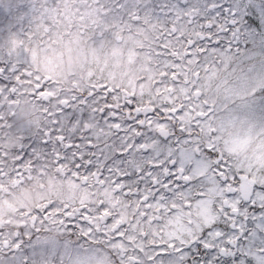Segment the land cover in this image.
<instances>
[{
	"label": "snow or ice",
	"instance_id": "snow-or-ice-1",
	"mask_svg": "<svg viewBox=\"0 0 264 264\" xmlns=\"http://www.w3.org/2000/svg\"><path fill=\"white\" fill-rule=\"evenodd\" d=\"M92 3L151 30L148 72L67 90L29 71L23 38L0 50V132L22 103L37 115L10 168L0 144V188L69 190L0 227V264H264V0ZM104 27L74 15L59 39Z\"/></svg>",
	"mask_w": 264,
	"mask_h": 264
},
{
	"label": "trees",
	"instance_id": "trees-1",
	"mask_svg": "<svg viewBox=\"0 0 264 264\" xmlns=\"http://www.w3.org/2000/svg\"><path fill=\"white\" fill-rule=\"evenodd\" d=\"M72 7L74 9L77 8L74 6L73 0H0V19H7V25L0 28V50L6 51L13 41L23 38L28 48V68L31 69V73L34 76H51L55 79L58 87L63 84L64 79L70 80L68 75L74 79L75 76L67 70V61L71 59L77 65L79 62L87 64V61H78L77 55L80 52L78 51V47H81L79 44L83 45L84 50L80 49L81 54L87 53L88 44L92 41L94 31L89 32L86 37L72 44H66L59 39V34L63 33L66 27H68L65 25L67 18L70 20L73 18ZM78 15L81 14L79 13ZM117 21L112 20L110 27L118 34L121 32L122 37L130 36L136 39L137 42L134 44L133 49L140 58H144L151 44V30L144 29L143 31H137L133 27L120 31V22L118 19ZM21 24L24 25L25 31L32 34L30 39L21 37L17 33L16 29ZM121 39L120 37L115 39V41L113 39L108 40L107 45L112 46L114 43H119L120 46H124L126 50H129L130 41ZM108 54H112L108 48L106 51L104 50L98 54L95 59L97 62L94 63L96 70H99L105 56ZM60 60L64 61L63 65H56ZM82 66L83 64L78 65L79 68ZM86 69L83 68L82 72ZM76 76H79V74H76ZM142 76H145L144 73ZM26 89L27 91H31L30 87H26ZM27 106L29 109L33 108L30 103H27ZM25 107L24 105V109ZM30 114L31 112L29 114L23 113L24 117H28V119L31 117L32 121L24 119L21 116L18 119L17 116L15 118L12 117L10 126L3 132H0V144L4 146L7 152L5 167L10 168L14 165L13 157L15 150L20 146L24 137L29 132L36 131L37 115L34 111H32V115ZM12 122L16 124L26 123L28 127L21 130L20 128H16ZM11 135H17V137L12 139ZM27 188H31V190ZM66 190H68L66 184L54 174H35L32 179L25 180L19 185L9 183L7 188L0 189V220H4L2 215L4 217H7V214L12 216L17 211L24 212L23 215L26 217L43 200L66 197L69 194ZM30 197H33V200ZM10 219L14 220L13 217ZM4 221L6 222L7 220Z\"/></svg>",
	"mask_w": 264,
	"mask_h": 264
},
{
	"label": "rangeland",
	"instance_id": "rangeland-1",
	"mask_svg": "<svg viewBox=\"0 0 264 264\" xmlns=\"http://www.w3.org/2000/svg\"><path fill=\"white\" fill-rule=\"evenodd\" d=\"M73 4L77 8L74 9L72 7V16L78 15L80 13L86 17H90L92 19L97 20L99 24L106 27H104L103 31L97 29L93 32L94 36L90 44H88L89 47L87 53L81 54L82 52L80 49L84 50V47L83 45L79 44V46L81 47H78V51L80 52H78L79 55H77V59L78 61H87V64L82 63L83 66L79 68L78 65H82L80 62L77 65L71 59L68 60L67 70L69 73L75 76V78L73 79L71 78V76L68 75V77H70V80L67 78L64 79L63 84L59 88L71 90L76 86L86 87L90 82L89 74L91 73L93 77H96L97 79L106 82L113 87H118L122 91L130 89L133 85L136 84V82L139 79L143 78L142 76L143 73L144 75H146L148 72L147 66L144 63V58H140L137 52L133 49L134 48L133 46L137 42V40L130 36L122 37L121 32L119 34L115 32V30H113L110 27V22L112 20L118 22L117 18L114 17L109 12H104L103 10L97 11L96 5L92 3V0H73ZM17 16L19 15L17 14ZM68 20L70 19L67 18L65 24L66 26H68L69 24ZM120 37L122 38L121 40L130 41L129 50H126V47L124 48V46H120L119 43H114L112 46L107 45L108 40L113 39V41H115V39ZM107 48L112 52V54L106 55L103 64L99 67V70H96V68L94 67V63L97 61L95 59L99 53H101L104 50L106 51ZM63 63L64 61L60 60L58 63H56V65L58 64L62 66ZM83 68H87V69L84 72H82ZM29 71L32 72L31 69H29ZM76 74H79V76H76ZM53 80L55 81V79ZM26 87L29 88V86L25 85V90L27 91ZM24 105L26 106L25 109H24ZM19 108L16 110V114L14 118L17 116L18 119L21 116L24 119H28V117H24L23 113L29 114L31 112L30 115H32V111L35 112L34 108L29 109L27 103H22ZM28 120L32 121V118L30 117ZM12 123H14L16 128H20L21 130H23V128L28 127V124L26 123L23 124L22 123L16 124L15 122ZM16 137L17 135L15 136L11 135L12 139ZM8 186L9 183H6L2 188H7ZM27 189L31 190V188H27ZM66 191L69 193V190ZM30 198L33 200V197ZM23 213L24 212L22 211H17L12 216L7 214V217H4L2 215V218L7 221L5 222L4 220H0L1 222L0 227L9 229L12 226L19 225L26 218L24 217ZM11 217H13L14 220L13 219L11 220L10 219Z\"/></svg>",
	"mask_w": 264,
	"mask_h": 264
}]
</instances>
